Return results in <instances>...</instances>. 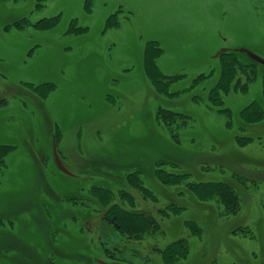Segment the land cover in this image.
I'll list each match as a JSON object with an SVG mask.
<instances>
[{"label": "rangeland", "instance_id": "374dc122", "mask_svg": "<svg viewBox=\"0 0 264 264\" xmlns=\"http://www.w3.org/2000/svg\"><path fill=\"white\" fill-rule=\"evenodd\" d=\"M235 48L264 59V0H0V264H264V66ZM232 59L217 106L187 90Z\"/></svg>", "mask_w": 264, "mask_h": 264}, {"label": "trees", "instance_id": "16d2710c", "mask_svg": "<svg viewBox=\"0 0 264 264\" xmlns=\"http://www.w3.org/2000/svg\"><path fill=\"white\" fill-rule=\"evenodd\" d=\"M22 21L25 22L26 20L22 19ZM41 21L42 20L38 21L36 24H41ZM52 21H54V22L57 21L56 17L46 18L45 22L47 24H49V23H52ZM235 52H238V51H235ZM224 53H226V52H222V54H224ZM240 53H242V52H240ZM231 62H232V65H230ZM236 63H238L239 65L241 64V62H239V61L237 62V60H235V59H232V60H230V62H228L229 66H228V64L222 63L221 66H220V70L217 71V75L214 77V79H212L211 81H208V82L206 81V79L211 74L202 73V74H199V75L195 76L192 79L191 84L187 88V90L194 91L197 88L196 86L200 84L199 86L202 88V90H201L202 92L207 90L208 96L210 97L211 105L213 107L217 106L220 103V95L222 93H226V91L229 88L233 87L232 84H231V81H229V80H230V78L232 76L231 75V73H232V69L231 68ZM152 64H154V63H152ZM154 66H156V64H154ZM154 77H156V78H154L155 80H153L156 83L155 85H158L157 84V82H158L160 84L159 86L162 87L163 91L169 88L168 85H170V84L167 83L168 87H166V83H163V82H166L167 80H171V77L166 76V81L157 80V78L161 77V75H156ZM162 83H163L164 86L162 85ZM164 87H166V88L164 89ZM172 93L176 94L178 92L172 91ZM198 97L200 99H202L201 93H199L197 91L191 93V98L192 99L197 101ZM254 106H255V110L253 109L254 111L252 110L251 112L246 113V114H248V115L245 116V118H246L245 120L246 121H251V120L255 121V120L259 119L260 114L264 112L263 107L260 105V103H255ZM159 112H160L159 113V117L164 122H166L167 124L169 123L170 125L176 123V121H175V119H176L175 116L176 115H181V113L174 112V111H171V110L166 109V108H161L159 110ZM222 112L226 116H230V112L228 110L225 109ZM242 112L244 114L245 110L242 111ZM226 124L230 125L229 122L226 123ZM247 140H249V139H247ZM239 141L241 142L240 139H239ZM155 173H156L157 177H159L160 180H162L164 182H168L169 181V180H166L164 178V176L160 173V171H156ZM194 185L201 186L203 188V189L202 188L198 189L199 187H196V186L194 187V189L197 190V193H200V196H203V194H204L206 197H211V196H214L215 194H217L216 192H218V196L219 197H224L223 204L226 206L227 211H229L231 213H236L237 212L239 197L236 194V192L234 191L233 187L230 186L229 184H227L225 182H217V183H204L203 184L204 186L202 184H199V183L198 184L194 183ZM94 187H93L94 189H99L100 192L105 193V195L103 197L109 198V196H111L110 189L107 186H105V185L96 186L95 185ZM120 193H122V192L120 191ZM114 207H117V211L121 210L120 206H118V205L117 206L114 205ZM131 215L132 216L141 217V219L144 220V222L148 223V219H149L148 215H146L144 213H132ZM117 225L120 226V224H118V223H117ZM186 252H187L186 248L184 249V251L182 249L181 252L178 255H180V258H182L184 256V253H186ZM166 259H167L168 262H173L174 261V259H170V256L169 257L167 256Z\"/></svg>", "mask_w": 264, "mask_h": 264}, {"label": "water", "instance_id": "95a60500", "mask_svg": "<svg viewBox=\"0 0 264 264\" xmlns=\"http://www.w3.org/2000/svg\"><path fill=\"white\" fill-rule=\"evenodd\" d=\"M229 49H221L220 52H226L228 51ZM234 51H238V52H242V53H245L249 58H251L252 60H254L255 62L261 64L264 66V59L261 58L259 55H257L256 53L252 52L251 50H248L246 48H235L233 49ZM53 157H54V161L57 165V167L64 173L66 174H70V172L64 167L63 163L61 162L59 156H58V153H57V150H56V145H55V141L53 140ZM98 262L100 264H124V263H120V262H104V261H101V260H98Z\"/></svg>", "mask_w": 264, "mask_h": 264}]
</instances>
